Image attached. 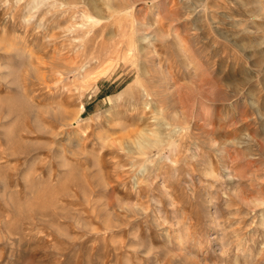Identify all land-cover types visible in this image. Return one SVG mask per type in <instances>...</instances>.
<instances>
[{"label": "rangeland", "instance_id": "obj_1", "mask_svg": "<svg viewBox=\"0 0 264 264\" xmlns=\"http://www.w3.org/2000/svg\"><path fill=\"white\" fill-rule=\"evenodd\" d=\"M0 264H264V0H0Z\"/></svg>", "mask_w": 264, "mask_h": 264}, {"label": "bare ground", "instance_id": "obj_2", "mask_svg": "<svg viewBox=\"0 0 264 264\" xmlns=\"http://www.w3.org/2000/svg\"><path fill=\"white\" fill-rule=\"evenodd\" d=\"M205 1V0H204ZM207 3H211V2H207ZM207 6H208V4H206ZM209 7V6H208ZM208 7H206V9L208 8ZM209 10V9H208ZM207 11V10H206ZM206 15V14H205ZM207 19V18H206ZM216 21V20H215ZM216 50H217V48H215ZM215 50V52L217 53V51ZM216 53L214 54V55H216ZM216 57V56H215ZM205 68V67H204ZM207 70V69H206ZM156 141V140H155ZM142 143H140V142H138L137 143V146H143V145H141ZM236 157V156H235ZM235 161V160H234Z\"/></svg>", "mask_w": 264, "mask_h": 264}]
</instances>
